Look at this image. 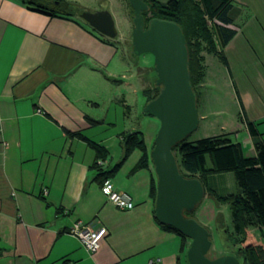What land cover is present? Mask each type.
<instances>
[{"label": "crops", "instance_id": "0c3cea01", "mask_svg": "<svg viewBox=\"0 0 264 264\" xmlns=\"http://www.w3.org/2000/svg\"><path fill=\"white\" fill-rule=\"evenodd\" d=\"M231 16L237 33L223 49V76L247 131L234 143L255 157L247 123L264 142V0H234ZM117 55L116 40L79 17L0 0V264H188L180 238L155 217L151 158L139 168L144 153L135 149L110 177L132 210L112 204L96 179L94 165L111 172L123 160L124 135L139 133L151 154L160 128L144 113L157 74L143 82L112 72ZM117 74L130 82L113 85ZM79 135L109 156L96 159ZM76 223L107 229L96 253L69 234Z\"/></svg>", "mask_w": 264, "mask_h": 264}, {"label": "trees", "instance_id": "16d2710c", "mask_svg": "<svg viewBox=\"0 0 264 264\" xmlns=\"http://www.w3.org/2000/svg\"><path fill=\"white\" fill-rule=\"evenodd\" d=\"M21 1L33 11L49 16H73L82 14L85 11L72 8L65 0ZM143 1L148 5V10L143 13L146 28L152 19L166 20L181 26L190 53L191 84L197 98H199L197 84L203 81L205 77L201 66V58L199 57L203 44L206 43L209 52L219 55L223 63L227 64L223 49L237 33V25H235L231 16L234 0H168L166 3L160 0ZM129 6L132 8L130 3ZM209 23L213 24L217 44L214 40V33L209 28ZM160 92L161 87H156L153 92L147 93V103L155 99ZM90 122L96 123L91 120ZM247 126L255 142V157H246L240 143H234L224 137L206 138L195 143L188 142L187 138L176 146L173 151L178 158L182 173L187 178H198L212 198L219 204L230 206L233 233H229L227 243L237 249L236 252L239 254L237 258L241 264H264L263 246L258 244L256 246L241 247L247 241L249 230L259 231L264 239V142L259 139V133L254 124L247 123ZM78 137L95 151L96 159L104 160L109 156L104 147L81 135ZM123 146L125 148L124 158L111 172H103L99 166H93V169L98 171L96 179L100 184L110 179L135 149H139L144 153L139 168L148 166L150 154L139 133L124 135ZM208 160L211 162V168H208ZM225 173H233L239 189L237 194L222 196L215 190L208 188V181L211 177ZM151 196L155 201L157 181L152 182ZM194 212H186L185 215L194 218ZM160 226L180 238V250L182 253H186L190 239L171 226L162 224Z\"/></svg>", "mask_w": 264, "mask_h": 264}, {"label": "water", "instance_id": "95a60500", "mask_svg": "<svg viewBox=\"0 0 264 264\" xmlns=\"http://www.w3.org/2000/svg\"><path fill=\"white\" fill-rule=\"evenodd\" d=\"M134 11L132 49L140 56L155 57L156 86L160 94L148 102L144 113L160 123L150 158L157 176L155 217L191 240L188 264H241L233 255L209 259L212 247L210 231L195 218L186 217L203 202L204 184L198 178H187L181 171L173 149L193 134L199 126L197 94L191 84L190 53L180 25L152 19L146 28L143 15L148 5L143 0H128ZM81 18L99 34L115 40V20L108 10L84 11Z\"/></svg>", "mask_w": 264, "mask_h": 264}, {"label": "rangeland", "instance_id": "374dc122", "mask_svg": "<svg viewBox=\"0 0 264 264\" xmlns=\"http://www.w3.org/2000/svg\"><path fill=\"white\" fill-rule=\"evenodd\" d=\"M65 1L70 4L72 8H78L92 13L108 10L115 20L116 29L118 31V37L115 39L118 48L116 59L118 64L116 63L117 67L113 66L111 71H133V73L135 72L138 77L143 79V82L151 73L154 82L156 75L155 57L152 54L138 56L132 49L134 11L130 8L127 0ZM160 1L166 3L168 0ZM73 17H79L81 21L87 24L81 18V14L73 15ZM209 28L214 33V40L217 44L218 41L212 23H209ZM199 57L201 58V66L205 75L203 81L197 84L200 120L197 130L189 136L188 142L195 143L202 139L216 137H224L236 142L235 132H238L242 136L241 140L244 141L247 131L239 127V124H241L239 117L241 107L235 91H232V85H230L229 81L223 76V73H226V71L224 72L226 69L223 61L220 59L219 55L209 52V47L206 43L203 44V49L200 52ZM117 75V78L112 79V83L114 79L117 80L113 85L122 88V86H125L126 82H130V79L128 78L129 74H127L125 79H122L120 74ZM139 80L140 79L138 78L136 79L137 87L140 83ZM156 81L152 84L153 89H151V92L157 87L154 85L156 84ZM142 84L144 87L146 83ZM147 118L156 120L152 117ZM251 154V150L248 147L245 155L246 157H252ZM211 167V162L208 160V168ZM208 188L215 190L222 196L237 194L239 192L233 173H225L211 177L208 181ZM194 218L211 233L213 243L207 255L209 259L214 260L227 255L237 257V255H239L236 252L237 249L227 243L229 241V233H233L232 213L229 205L219 204L214 198H212L207 190L203 202L194 212ZM249 231L247 241L245 244L241 245V247L247 245L256 246L264 243V239L259 231ZM190 244L191 240L188 241V249Z\"/></svg>", "mask_w": 264, "mask_h": 264}, {"label": "built area", "instance_id": "2783aa9c", "mask_svg": "<svg viewBox=\"0 0 264 264\" xmlns=\"http://www.w3.org/2000/svg\"><path fill=\"white\" fill-rule=\"evenodd\" d=\"M101 191L118 209L129 211L134 208L131 196L118 191L110 179L101 184ZM69 234L76 237L89 253L94 254L100 249L101 243L107 235V229L105 227L95 229L93 225L76 223L70 228Z\"/></svg>", "mask_w": 264, "mask_h": 264}]
</instances>
